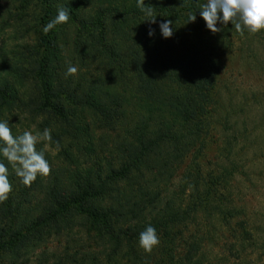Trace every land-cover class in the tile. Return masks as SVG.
Returning a JSON list of instances; mask_svg holds the SVG:
<instances>
[{
	"label": "trees",
	"instance_id": "1",
	"mask_svg": "<svg viewBox=\"0 0 264 264\" xmlns=\"http://www.w3.org/2000/svg\"><path fill=\"white\" fill-rule=\"evenodd\" d=\"M23 1L27 5L36 2L41 9L39 38L30 47V60L12 66L11 78L0 75V111L7 108L52 114L70 148L78 149L82 156L92 147L89 141L85 143L89 137L76 122L78 109L89 108L108 126H123L128 121L127 107L119 100L121 94L103 92L101 98L90 86L80 94L81 86L59 82L54 66L55 40L63 24L47 34L42 28L55 17L58 8L65 7L71 14L69 21L77 27L75 50L86 48L85 34L91 37V51L87 48L82 54L91 53L120 72L129 71L138 99L148 104V114L138 109L130 117L124 133L131 142L125 150L127 158L118 168L110 162L106 166L91 164L83 168L81 175L72 174L68 180L59 179L48 187L37 185L39 178L26 187L14 174L9 175L13 191L0 202V264L9 259V264H18L30 246L47 241L50 231L71 234L80 229L96 238L97 244H107L109 264L116 257L120 258L119 264H210L209 256L231 251L233 242L227 244L226 240L210 251L209 239L222 236L215 230L204 232L203 221L217 216L221 220L212 219L207 227L217 220L215 224L231 228L233 217L246 213L234 204L232 195L226 194L235 176V165L223 167L220 174H211L210 178L202 174L199 165L195 176L190 175L196 182L186 206L177 204L173 197L164 199L163 206L160 203L162 184L170 179L175 166L183 163L192 150L205 152L218 123L232 119L229 113L216 116L222 105L216 81L222 57L232 46L231 38L241 35L231 23L216 33L206 29L199 10L207 0H145L146 5L154 7L155 24L144 21L150 17L137 8L136 0ZM89 4L97 6V14L85 18L81 13ZM195 13L196 21L187 23L189 14ZM165 19L173 21L174 34L169 39L160 34L159 23ZM149 27L155 29L153 37L148 36ZM18 85L29 89L26 98L19 95ZM236 141L235 135L226 136L220 149L225 157L229 158ZM161 148L167 149V155L155 164L153 155ZM36 194L43 196L36 199ZM109 197L113 204L102 206L100 203ZM149 224L157 229L160 244L147 253L138 246V237ZM200 224L194 235L187 236L191 241H182L183 233L174 231L178 225ZM248 224L249 219L238 220L235 227L246 229ZM251 246L255 247L254 241ZM101 255L67 251L54 264H103Z\"/></svg>",
	"mask_w": 264,
	"mask_h": 264
},
{
	"label": "rangeland",
	"instance_id": "2",
	"mask_svg": "<svg viewBox=\"0 0 264 264\" xmlns=\"http://www.w3.org/2000/svg\"><path fill=\"white\" fill-rule=\"evenodd\" d=\"M96 10V5L89 4L81 15L85 18L93 17L97 14ZM40 15L41 9L36 2H30L27 5L23 0H0L1 76L11 78L12 66L31 59L29 50L39 38ZM131 26L129 25L134 33ZM107 27L109 31L112 30L110 22ZM109 35L113 36L111 33ZM76 40V25L70 21L63 24L55 40L57 62L54 66L59 82L61 80L71 81L72 85L81 86L80 94L90 87L95 88L101 98L103 92L104 94L112 92V95L116 92L121 94L119 100L126 105L129 118L123 126L121 124L108 126L89 108L78 109L76 122L81 131L89 137L85 143L89 141L92 147L86 156H82L78 149L70 148L69 141L61 134L58 120L52 114L37 115L30 110L1 109L0 119L9 121L14 135H19L25 130H30L35 134L42 132L44 128L52 129L53 143L48 144L47 147L44 143L37 144L38 150H45V156L51 165V172L47 177H38L37 185L41 183L42 187H48L49 184L59 179L68 180L72 174L81 175L83 168L91 164L106 166L110 162L118 168L126 160L125 150L131 142L128 135L124 133V130L130 126L132 120L130 117H133L138 109H141L139 112L148 114L145 109L148 104L138 99L131 73L129 71L120 72L109 65L108 61L102 58L98 60L91 53L84 56L82 52H87V48L91 51L90 41L92 39L87 34L83 38L86 48L79 52L74 47ZM231 40L232 46L229 47L228 54L222 57L221 69L217 73L218 98L222 100L223 106L219 107L216 116L229 113L232 119L229 122L223 119L221 120L223 125L218 123V126H215V133L208 141L209 146L205 152L199 153L192 150L183 163L175 166L170 179H166L162 184L160 205L163 206L164 199L169 197H173L177 204L187 205V199L193 192L192 187L196 182L190 175L195 176L199 165H201L200 171L206 178H210L211 174H220L223 167L229 168L235 165V176L226 194L230 197L232 195L234 204H237L239 208H244L246 213L235 215L229 223L231 228L227 225L215 224L221 220L217 216L203 221L204 232L215 230L222 236L221 239L214 240V237L209 239L210 251L213 252L222 245L224 240L227 244L233 242L231 244L233 249L231 251L227 249L225 255L208 258L211 260L210 264H264V32L234 36ZM68 63L78 67L79 71L76 76H65ZM18 86L19 95L26 98V91L29 89ZM234 135L237 141L233 144V152L228 158L225 157V151L220 149L224 147L226 136ZM56 141L59 142V149H57ZM166 152L165 148L157 151L153 155L154 163L161 162L167 155ZM77 156L82 157L80 160L75 159ZM9 170L12 175L10 165ZM190 177L191 179L187 180ZM122 186V184L119 185V187ZM182 190L183 194L180 195ZM41 196L43 195L36 194V199ZM113 202L109 197L100 204L107 206ZM152 215L153 213L149 216ZM212 219L220 220L210 222L212 224L207 227ZM243 219H249V224L245 226L246 229L240 226L235 227L236 222ZM200 226L201 224L178 225L174 231L183 233L182 241H191L187 236L194 235ZM95 240L97 239L88 237L84 229L76 230L71 234H56L50 231L47 241L35 247L30 246L18 264H54L58 256L64 255L67 251L73 253L77 250L86 252V254L89 252L102 253L103 264H109L106 261L109 247L104 242L97 244ZM253 241L255 247L251 246ZM119 259L116 257L111 264H119ZM10 260H7L6 264H9Z\"/></svg>",
	"mask_w": 264,
	"mask_h": 264
},
{
	"label": "clouds",
	"instance_id": "3",
	"mask_svg": "<svg viewBox=\"0 0 264 264\" xmlns=\"http://www.w3.org/2000/svg\"><path fill=\"white\" fill-rule=\"evenodd\" d=\"M136 6L146 17H150L144 21L157 23L154 7L146 5L145 0H136ZM70 15L67 8H58L55 17L43 26V33L47 34L58 25L68 23ZM199 16L205 22L206 29L212 33L222 31L229 23L241 36L245 33L264 32V0H207L200 6ZM195 21L196 13L189 14L187 23ZM172 24L173 21L167 19L159 23L163 38L169 39L173 36ZM218 24L222 27H217ZM154 35L155 29L149 27L148 36ZM78 71L77 66L68 63L65 76H76ZM38 143H44L45 147L53 143L51 128H44L42 132L35 134L25 130L19 135H14L9 121L0 119V202L6 201L13 191V184L9 179V165L12 174L26 187H31L38 177H47L50 174L51 165L45 156V150L37 149ZM55 143L59 149V142ZM159 244L160 237L153 225H147L139 233L138 246L145 252H152Z\"/></svg>",
	"mask_w": 264,
	"mask_h": 264
}]
</instances>
